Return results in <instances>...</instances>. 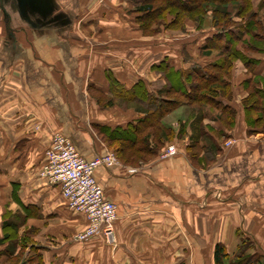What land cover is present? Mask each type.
Returning a JSON list of instances; mask_svg holds the SVG:
<instances>
[{"label": "crops", "instance_id": "crops-1", "mask_svg": "<svg viewBox=\"0 0 264 264\" xmlns=\"http://www.w3.org/2000/svg\"><path fill=\"white\" fill-rule=\"evenodd\" d=\"M138 6L129 0H0V264H196L206 259L205 248L212 263L215 246L231 255L243 241L264 257V125L243 106L249 100L257 114L264 112V47L244 53L245 35L235 69L259 82H231L230 92L208 97L198 110L183 104L165 115L170 142L180 135L175 154L136 168H96L97 185L116 206L111 243L101 236L74 241L86 216L69 211L59 188L40 176L54 133L89 161L111 152L98 128L123 130L145 116L142 102L101 108L92 93L131 104L124 92L139 81L154 97L166 86L132 75L124 69L131 67L127 59L111 56L100 66L97 36L120 35L116 47L127 53L129 37L142 38ZM217 34L208 28L192 42L182 40L183 59L162 51L149 58L146 41L136 48L148 55L149 72L163 63L173 73L199 71L222 55L200 54ZM106 71L123 96L111 94ZM185 134L189 140L179 147ZM218 139L237 143L224 149Z\"/></svg>", "mask_w": 264, "mask_h": 264}, {"label": "trees", "instance_id": "trees-1", "mask_svg": "<svg viewBox=\"0 0 264 264\" xmlns=\"http://www.w3.org/2000/svg\"><path fill=\"white\" fill-rule=\"evenodd\" d=\"M129 1L139 5L138 8L134 10L137 15L135 17V23L143 33L149 30L148 28H150V25L155 23L157 19H161L166 15H175L169 12L172 9L178 10L180 14H187L189 19L194 21L195 18H198L195 16L204 12V8L207 4H214L215 7L212 12L217 19L213 22V29L218 32V34L214 38L206 40L205 45L201 48L200 54L204 55L212 50H217L225 57L223 60L214 64L202 67L199 71L193 69L191 71H176L173 73L164 63L158 67H153V71L165 72L164 76L169 81V86L166 85L163 90L159 91L157 97H154L146 90L142 81H139L130 90L124 92V95L130 98L129 101L133 102L136 100L137 102H142V104L144 103V118L139 120L135 125H128L123 130H110L107 127H100L97 129L98 134L103 135L108 145H113L114 142H118V145L113 146L118 157L126 151L153 156L157 152V147L154 148L150 146L149 142L156 132L162 131L165 140L172 138L170 129H162L159 127L156 131L159 121L176 107L182 105L180 99L184 101L185 105H197L196 108L198 110L199 107L207 101L208 97H214L219 94L226 95L227 87L221 81V77L225 73L228 74L233 61L243 58V55L236 50V46L242 41V37L245 35L249 39L245 40L247 49L256 50L254 47L255 45L250 42V39H262V36L257 31L261 28V25L260 22L256 20L255 14L252 17L250 15L249 19L244 21V17L249 11L250 0ZM220 5H228L227 7L234 5L236 6L235 12H231L234 6L230 7L232 10L229 11L230 9L228 10L226 7L220 8ZM187 15L180 17L184 19ZM233 18L243 20L235 22ZM105 77L110 84L111 94L123 96L118 81L109 71L105 72ZM172 79H176L177 82H173ZM251 81L259 82L255 77L254 80ZM97 95L104 97V95L101 94ZM259 95L251 94V96L257 98H260ZM192 99H195V102H193ZM97 104L101 108L113 106V103L109 101H106L104 106L100 105L98 102ZM256 105L261 106V103L257 101ZM260 109L261 111L264 110L262 107ZM260 115L261 118H264V112ZM199 121L200 116L198 115L195 123L198 124ZM139 144L141 147H138ZM250 249H252L250 242L243 241L237 247L234 260L230 263L228 262L230 255L226 248L217 245L213 249V264H259V262L260 264H264L261 263L262 258L257 256L254 249H252L254 251V253L252 252L253 254L248 253Z\"/></svg>", "mask_w": 264, "mask_h": 264}, {"label": "rangeland", "instance_id": "rangeland-1", "mask_svg": "<svg viewBox=\"0 0 264 264\" xmlns=\"http://www.w3.org/2000/svg\"><path fill=\"white\" fill-rule=\"evenodd\" d=\"M160 3V2H159ZM157 3V4H159ZM161 4V3H160ZM228 5H220V8H227L228 10L230 9V7H233L234 5L227 7ZM215 7L214 4H207L204 8V12H202L201 14L195 16L198 18H195L194 21L190 20L188 15L185 13L180 14L178 10L172 9L169 12L174 13L175 15H166L165 17L161 18V19H157L155 23L150 25V28H148L149 30H146L144 33L141 32V37H137L136 35H131L128 39V41H130V45H131V53H127L124 52L126 50H123L124 48H120L118 50V48L116 47L117 41L116 39H118V37H120V35H116V34H105V35H100L97 36L98 38H96V43L99 46V50L101 51L100 54V66H102V64H106V60L108 58H110L111 56L116 59H127L128 61L131 62V67L129 65H126V68H131L132 72L131 74L133 75L134 73H136L139 76L145 77L146 80L149 82H165V85L169 86V81L165 78L164 74L165 72H161V71H153L151 70L150 72L148 70L145 69L146 63H145V56L148 57V55H144L146 54L144 51H139L138 48L139 46H142L144 44H142L140 41H146L148 42V45H150L152 48L149 49L147 51V53L149 54V58L155 57L156 56V52H168L169 54L172 53H176V54H181L182 55V47L180 48L181 45H179V48L177 49V45L180 44V42L182 40H186L185 42H192L193 39L195 38V35L198 33H201V31H204L208 28H213V22L215 21L216 16L214 15V13L212 12L213 8ZM235 8L236 6H234V9H230L229 11L231 12H235ZM255 14V15H254ZM181 18L180 16H186ZM251 17L254 15L256 20L260 22L261 28L258 29V33L262 36V39L259 38V40H255V39H250V42H252L253 45H255V48H261L264 47V0H250V6H249V11L246 13L245 17H244V21L248 20L249 17ZM243 20V19H241ZM240 20V21H241ZM260 36V37H261ZM178 38V39H177ZM181 38V39H180ZM249 40V39H247ZM184 42V41H183ZM187 42V43H188ZM160 43V45L158 44ZM182 43V42H181ZM156 44V45H155ZM158 44V45H157ZM160 46V47H159ZM156 47V49H155ZM150 48V47H149ZM242 50L244 53H248L251 52V50H247L246 48H243V46H241ZM120 51V52H119ZM188 53L190 54L191 50L187 49ZM194 50H192L193 52ZM255 51V49H254ZM124 52V53H121ZM144 52V53H143ZM191 55V54H190ZM184 55L179 56V59H183ZM189 56V55H188ZM225 57H223V55H220L218 61L223 60ZM240 60V59H238ZM217 61V62H218ZM241 61V60H240ZM237 62V60L233 61V63L231 64V67L229 69L228 74L225 73L222 75L221 77V81L225 83L227 90L230 92L231 91V82H254L251 81L250 79L248 80L247 76L245 74H239L237 73L236 69H235V63ZM145 64V65H144ZM146 70V71H145ZM173 82H177L176 79H172ZM95 103L97 104V102L104 106V103L106 101L112 102L114 105L118 106L119 109H128L129 107H133V108H139L138 104L136 105V103L132 102L131 104H124V102L122 100H118L115 99L116 101H114V98H110V97H102L100 95L94 94L92 93L91 96ZM110 98V99H109ZM100 101V102H99ZM180 101L182 102L181 104H185L183 100L180 99ZM98 105V104H97ZM188 107L192 106V104H188L186 105ZM197 106V105H195ZM243 106H250V115L255 119L253 121H256V123L258 125H264V120L263 118H261L260 114H257V107H255L249 100L246 102H243ZM108 109V108H106ZM196 111H194L195 113ZM165 117V116H164ZM228 119H232L233 117H225ZM251 119V118H249ZM162 128V129H169V126L164 124V122L162 121V119L159 121L158 126L155 128L156 131L158 130V128ZM152 130V129H151ZM147 132V131H146ZM145 132V133H146ZM144 133V134H145ZM180 135H178V138L176 141H171V138L168 140H165L163 132L158 131L155 133L154 137L152 138V140L149 142L150 146L152 147H157V152L155 155L153 156H146L143 154H138L135 153L133 151H126L124 153H122L119 157L116 154L115 150H114V145H118V142H114L113 145H108L106 143V139L103 137V135L98 134L99 139L101 140V142L105 143L107 148L111 151L108 153H111L115 159H116V163L117 164H121L123 166H127V167H131V168H136V167H140L142 165H145L147 163H149L150 161H152L153 159H163L166 158L168 154L171 153V151H173V153L175 154L178 150V143H176L178 141ZM188 141L189 140V135L185 134L183 136V139L181 141V143L179 144V147H181L184 143V141ZM219 144L224 148V149H228L230 148L232 145H234L235 143H237L236 139H218ZM138 147H141V145L139 144ZM184 152L185 154L190 157L193 158V154L194 151L188 148H184ZM203 152V150H202ZM200 154V150L198 152ZM205 154V152H203ZM207 161H214L212 160H207ZM210 163V162H208ZM198 166V165H197ZM115 223V222H114ZM233 248H229V252L231 254V252H235L232 250ZM207 250L208 248L204 249V255H205V260H203V262L201 263H196V264H213V262H209L207 259ZM255 251V250H254ZM254 251L252 249H250L248 251L249 254H251L252 252L254 253ZM252 253V254H253ZM234 254H231L229 256V260L228 262H233L234 260ZM256 254L258 257H261V263H264V257L261 255V253L258 251H256ZM260 264V262H259Z\"/></svg>", "mask_w": 264, "mask_h": 264}, {"label": "built area", "instance_id": "built-area-1", "mask_svg": "<svg viewBox=\"0 0 264 264\" xmlns=\"http://www.w3.org/2000/svg\"><path fill=\"white\" fill-rule=\"evenodd\" d=\"M173 154L171 151L167 157ZM115 164L116 159L111 153L84 160L69 139L59 133L51 136L40 176L59 188L69 211L86 216L87 225L73 236L74 241L83 242L101 236L105 242H112V227L117 220L116 206L104 198L94 172L99 166L108 168Z\"/></svg>", "mask_w": 264, "mask_h": 264}]
</instances>
